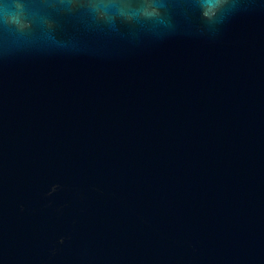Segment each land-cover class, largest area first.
Masks as SVG:
<instances>
[{"label":"water","instance_id":"obj_1","mask_svg":"<svg viewBox=\"0 0 264 264\" xmlns=\"http://www.w3.org/2000/svg\"><path fill=\"white\" fill-rule=\"evenodd\" d=\"M0 264H264V0H0Z\"/></svg>","mask_w":264,"mask_h":264}]
</instances>
